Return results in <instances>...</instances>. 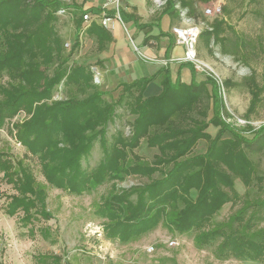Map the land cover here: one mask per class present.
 I'll return each instance as SVG.
<instances>
[{
	"label": "trees",
	"instance_id": "16d2710c",
	"mask_svg": "<svg viewBox=\"0 0 264 264\" xmlns=\"http://www.w3.org/2000/svg\"><path fill=\"white\" fill-rule=\"evenodd\" d=\"M45 7L49 10L41 18ZM66 7L61 0H0V77L6 70L11 78L20 81L0 88V125L20 110L25 111L28 116L15 125L16 139L29 153L38 156L45 181L69 193L81 195L105 180H122L130 175L148 178L145 183L102 197L96 211L107 220L105 231L109 237L126 241L163 223L174 232L198 231L202 242L211 236H220L224 254L264 262V230L255 237L239 227L204 230L223 205L238 196L234 176L246 186L251 184L254 166L246 149L252 152L262 149L264 126L253 131L252 137L245 135L222 117L223 97L215 78L210 76L199 82L193 78L187 84L181 81L180 75L173 80L168 66L149 77L121 84L122 90L113 101L105 100L104 92L95 87L82 99L49 101L54 87L63 80L65 84L93 88V73L89 68L82 64L68 66V62L80 45L83 15L98 13L101 8L77 6L76 40L70 52L63 56L60 38L53 35L50 23L54 13ZM168 10L172 14L176 12L173 0H169L165 11ZM121 13L123 20H132L138 28L150 26L139 23L134 14L124 10ZM221 25V22L215 23L212 30L202 31L201 36L217 37ZM85 32L96 38L99 50L112 39L108 29L96 21ZM169 49L170 45L167 52ZM39 55L43 63L57 61L53 75L40 67L36 60ZM25 56L30 58L26 66ZM182 66H190L195 72L192 63L184 62ZM159 73L162 74L161 93L146 97L147 84ZM251 86L248 114L260 99L258 84L253 80ZM126 95L130 99L125 102L126 108L135 115L132 134L118 133L111 146H107L108 126L115 122L117 104ZM209 125L219 127L214 137L207 131ZM226 132L231 136L224 137ZM98 139L104 148V157L95 169L87 171L82 159L91 153ZM143 139L148 147L157 150L151 162H145L135 151ZM200 140L208 142L207 149L195 154ZM0 173L15 190L8 197L6 214L13 216L22 211L25 222L52 217L47 208V192L28 166L22 162L15 164L0 152ZM134 194L135 201L131 198ZM40 232L45 239L52 236L50 227H42ZM35 259L37 264H71L53 252L39 253Z\"/></svg>",
	"mask_w": 264,
	"mask_h": 264
},
{
	"label": "rangeland",
	"instance_id": "374dc122",
	"mask_svg": "<svg viewBox=\"0 0 264 264\" xmlns=\"http://www.w3.org/2000/svg\"><path fill=\"white\" fill-rule=\"evenodd\" d=\"M27 1L33 2V0ZM61 1L68 6L66 7L67 12L56 11L50 25L53 35L60 38L63 56H66L76 40L75 12H77V6L101 5V0ZM173 1L185 11L187 17L199 22L202 31L210 30L209 27L213 29L215 23H222L220 34L217 37L211 36L207 39L200 36L197 42L198 55L202 62L211 67L220 77L222 85L219 86L223 97L222 117L230 120L228 122H232L245 135L252 137L253 131L264 126V0ZM147 3L151 9L149 20L157 26L155 33L149 37L160 42V36H163L165 32H170L175 36L172 32V23H168V20L175 17L181 22L182 18L178 11L175 9L174 14L169 10L165 11L169 7V1L165 8L158 10H154L151 0H147ZM216 5L221 7V13L218 16L205 14L206 8ZM48 10V7L44 8L41 18L47 14ZM164 18L166 22L162 23ZM83 29L80 34L79 48L72 54L68 66L74 67L82 64L89 68L93 73V88L75 83L65 84L63 80L54 87L52 98L49 101L70 97L82 99L92 93L94 87L98 89L100 82L94 79L97 70L94 67L98 66L102 69L104 60L98 55L101 50L97 48L96 39L92 43L86 42V27L83 26ZM129 29V25L124 29L127 34L130 32ZM144 29L147 30V28ZM200 52L211 62L203 60ZM29 60V56H25L24 66ZM36 60L50 76L53 75L57 61L43 63L41 55L37 56ZM201 73L205 78L211 76L209 70H202ZM253 80L259 86L260 99L254 111L248 114L247 110L252 100ZM19 82V79L11 78L4 70L0 77V88ZM208 88L211 89L210 84ZM121 90L122 86L118 95L112 100L118 98ZM108 93L106 92L105 100L109 99ZM0 99H2L1 94ZM127 100L130 99L126 95L122 102L117 104V118L115 122L109 124L106 133L107 146H111L118 133L129 136L126 127L131 125L135 115L126 108ZM210 115L211 109L209 110ZM27 116L25 111L20 110L15 117L6 119L0 125V152L11 158L15 164L22 162L30 168L38 184L43 186L47 192L46 203L52 217L49 220L39 217L32 222H25L22 219V211L13 216L6 214L5 205L8 197L15 190L12 184L6 182L3 173H0V264H37L35 256L46 252L61 254L71 264H264V262L253 261L236 254H224L220 248L222 241L220 236H211L208 241L202 242L198 231L174 232L163 223L140 236L130 237L126 241L109 237L105 231L107 220L96 211L102 197L112 191H121L145 183L148 178L130 175L122 180H105L81 195L50 186L42 174L38 156L29 153L15 137V125ZM211 130L215 129L211 128ZM228 136L230 133L226 132L224 137ZM207 146L208 142L201 140L194 153H202ZM135 151L143 156L145 162L153 160L155 151L148 148L146 142ZM246 151L254 166L251 184L246 186L239 177L234 176L238 196L223 205L204 228L205 232L216 228L239 227L254 237L263 233L264 142L260 151L252 152L250 149ZM104 154V148L98 139L91 153L82 159L83 167L87 171H92L99 165ZM155 175L159 176V173ZM131 198L135 201L137 195L134 194ZM42 227L51 228L50 239L42 236L40 232ZM52 238L57 241H53ZM173 239L177 244L171 246L170 241ZM151 246L155 250L149 252L147 249Z\"/></svg>",
	"mask_w": 264,
	"mask_h": 264
},
{
	"label": "crops",
	"instance_id": "0c3cea01",
	"mask_svg": "<svg viewBox=\"0 0 264 264\" xmlns=\"http://www.w3.org/2000/svg\"><path fill=\"white\" fill-rule=\"evenodd\" d=\"M123 10L128 14H134L139 20V23L149 24L150 26L147 30H145L138 28L132 20H124L126 27L127 25L130 26L129 34L125 32V28L122 24L118 22L114 24V28L112 30L108 29L112 39L98 54L99 57L104 60V66L102 69L95 66V68L100 71L101 81L98 89L104 92L103 97H106V92H109V99L107 100L113 101L112 99L119 93L122 86L121 84L131 83L134 80L142 77H149L157 73L159 69L163 67V65L158 61L160 58H164L169 61L167 66L171 71L173 80H175L178 75H180L181 81L187 84L191 83L193 78H195L198 82L206 79L204 74L201 73V70L197 69L195 66V72L192 71L190 66L181 67V64L184 62L177 59L184 55V46L177 44L175 36H173L170 32H165L166 35L160 36V42L154 41V39L149 37L155 33L157 26L153 24L152 20H149L151 9L148 6L147 0H124ZM164 22H166V18L163 19L162 23ZM170 22L172 23L171 26L181 24V22L175 17L169 19L168 23ZM86 36V42L90 41V43H92L96 39L94 36H90L87 33ZM147 37H149V39L146 41L145 39ZM129 38H132V43ZM133 43L138 46L139 52L134 49ZM169 45L170 49L167 52ZM200 56L203 60L211 62L207 57L203 56L201 52ZM161 77L162 74L159 73L153 81L147 84L144 91V95L146 97L161 93ZM212 114L213 112L211 109V115L209 117H211ZM211 128H214L215 130L212 131ZM218 129L219 127L217 126L209 125L207 131L214 137L218 132ZM145 142L146 141L143 139L141 144H145ZM148 148L154 150L155 153L157 151L156 148Z\"/></svg>",
	"mask_w": 264,
	"mask_h": 264
},
{
	"label": "built area",
	"instance_id": "2783aa9c",
	"mask_svg": "<svg viewBox=\"0 0 264 264\" xmlns=\"http://www.w3.org/2000/svg\"><path fill=\"white\" fill-rule=\"evenodd\" d=\"M153 4L154 10L163 9L166 7L169 0H151ZM123 4L124 0H101V11L98 13H86L83 15L84 17V23L85 27L87 28L88 25L92 21H96L100 23L105 28L112 30L114 28V24L116 22L122 24L124 28H127L123 17H122V10H123ZM175 9L178 11L180 17L182 18L181 24L176 25L172 27V32L176 36V43L181 44L184 46V55L177 60L183 61V62H189L192 63L197 69L202 70H209L210 75L216 79L217 83L219 85H222L220 82L219 75L216 74L215 71L211 69V67L207 66L202 60L199 58L198 51H197V42L198 39L201 36L202 27L199 24V22H196L191 17H187L185 14V11L180 8L178 4H174ZM61 13H66L67 9L62 8L60 10ZM206 15H212V16H218L221 13V7L220 5H216L214 7H208L204 10ZM208 29H212L209 27ZM133 42L132 38H130ZM134 49L139 52L138 46L133 43ZM159 63H161L163 66H167L169 64V61L167 59H159ZM209 68V69H206ZM96 70V68L94 67ZM97 82L101 81L100 78V71L96 70V75L94 78ZM220 87V86H219ZM230 121V120H227ZM127 135L132 134V127L131 125H128L126 127ZM177 244L176 240H171L170 245ZM149 252L154 251V247L151 246L147 249Z\"/></svg>",
	"mask_w": 264,
	"mask_h": 264
}]
</instances>
